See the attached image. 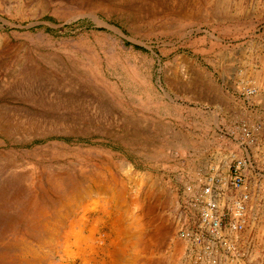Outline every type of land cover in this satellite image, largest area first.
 Wrapping results in <instances>:
<instances>
[{"label":"rangeland","instance_id":"374dc122","mask_svg":"<svg viewBox=\"0 0 264 264\" xmlns=\"http://www.w3.org/2000/svg\"><path fill=\"white\" fill-rule=\"evenodd\" d=\"M263 72L264 0H0V264H264Z\"/></svg>","mask_w":264,"mask_h":264},{"label":"built area","instance_id":"2783aa9c","mask_svg":"<svg viewBox=\"0 0 264 264\" xmlns=\"http://www.w3.org/2000/svg\"><path fill=\"white\" fill-rule=\"evenodd\" d=\"M240 162L234 165L231 168L230 176L227 180V182L233 187V188H239L242 185V174H241V168H240ZM200 197H207L204 202V207L200 215V222L204 229H207L208 232H211L212 234H215L220 228L221 219L215 215L216 210V204L215 201L212 199L214 195V190L212 189L211 184L207 183L204 184L200 191ZM183 237L192 238L194 242H197L200 240V237L198 235H191L188 233H185L181 231Z\"/></svg>","mask_w":264,"mask_h":264},{"label":"bare ground","instance_id":"6f19581e","mask_svg":"<svg viewBox=\"0 0 264 264\" xmlns=\"http://www.w3.org/2000/svg\"><path fill=\"white\" fill-rule=\"evenodd\" d=\"M207 4V3H206ZM222 4V3H221ZM230 4V3H229ZM239 4V3H238ZM205 6V5H204ZM222 6V5H221ZM208 8V7H207ZM204 13H206V12H204ZM182 15V14H181ZM217 17V16H216ZM188 18V17H187ZM213 20V19H212ZM262 62V61H261ZM262 64V63H261ZM263 68V67H262ZM257 72V71H256ZM260 71H258V73H259ZM255 73V72H254ZM264 73V72H263ZM260 74V73H259ZM252 77V76H251ZM254 79V78H253ZM257 79V78H256ZM23 80V79H22ZM255 80V79H254ZM261 80H262V78H261ZM261 82V81H260ZM258 83V82H257ZM69 84V83H68ZM260 84V83H259ZM264 84V83H263ZM62 86V85H61ZM245 135V134H244ZM170 199V198H169ZM170 201V200H169ZM173 203V202H172ZM171 203V204H172ZM240 209H243L242 207H241V205H239V204H237L236 203V205H235V209L233 210V213H235L234 214V216H238L239 214V210ZM253 225V224H252ZM251 226V225H250ZM261 226V225H260ZM247 227V226H246ZM256 227V226H255ZM257 229V228H256ZM250 230V229H249ZM247 231V230H246ZM261 231V230H260ZM244 232V231H243ZM264 230H262L261 232H259V233H262V235L259 237V241H260V243H262V245H263V243H264ZM255 233V232H254ZM248 234H250L249 232H248ZM252 234H253V232H252ZM252 234H251V236H252ZM246 236V235H245ZM256 236H257V234H256ZM247 238H249L248 236H247Z\"/></svg>","mask_w":264,"mask_h":264},{"label":"crops","instance_id":"0c3cea01","mask_svg":"<svg viewBox=\"0 0 264 264\" xmlns=\"http://www.w3.org/2000/svg\"><path fill=\"white\" fill-rule=\"evenodd\" d=\"M258 71H260V70H258ZM258 71H257V72H258Z\"/></svg>","mask_w":264,"mask_h":264}]
</instances>
